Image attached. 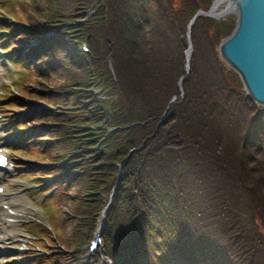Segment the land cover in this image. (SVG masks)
<instances>
[{"label":"trees","instance_id":"1","mask_svg":"<svg viewBox=\"0 0 264 264\" xmlns=\"http://www.w3.org/2000/svg\"><path fill=\"white\" fill-rule=\"evenodd\" d=\"M214 1L29 0L25 27L14 34L10 23L16 61L56 78L47 101L72 110V126L115 129L95 169L87 156L67 161L90 141L79 133L39 139L56 151L51 175L64 196L77 189L64 240L76 264H90L81 247L107 208L104 255L117 264H264V106L221 56L236 21L200 16L189 29ZM93 88L107 93L108 111ZM35 114L33 124L57 118ZM26 128L18 146L37 137ZM65 253L54 264H72Z\"/></svg>","mask_w":264,"mask_h":264},{"label":"rangeland","instance_id":"2","mask_svg":"<svg viewBox=\"0 0 264 264\" xmlns=\"http://www.w3.org/2000/svg\"><path fill=\"white\" fill-rule=\"evenodd\" d=\"M28 1L0 0V137L4 142L1 151L8 154L11 160L10 167L3 173V179L0 181L2 186L0 195L24 206L18 215L7 207H2V211H0V223L6 229L4 234L10 231L15 233L14 241L7 246L3 255L0 256L1 264H54L60 252L68 251L64 242L69 237V225L66 216L73 211L71 200L74 199L77 189L67 187V196H64L62 188L57 184L59 179L56 178V174L51 175V170L57 167V164L52 163L49 157L56 154V151L53 149L48 151L46 145H43L45 142H40L39 139H48L45 138L48 135L53 138L58 136L55 138L56 142L50 141V143L57 144L60 142L59 137L62 134L68 133V139L72 138L69 133L82 135L85 139L90 140L84 149V153L83 151L74 153L73 158H69L67 161L70 162L75 158L87 156L86 164L92 165L91 168H93L99 162L97 155L110 145L115 130L108 129L103 124V120L93 124L89 122L72 126L73 120L69 118L72 110L55 106L47 101L48 98H51L52 93L55 94L54 88L56 86L53 84L57 85L56 78L29 75L26 69L13 57L15 50L19 47L11 43L10 38L13 31L9 28L10 23L14 26V34L17 33V30L25 27L24 22H26L27 13L22 11V6ZM175 1L177 4L178 0ZM215 3H217L216 0L210 8L209 14H212ZM229 5L228 0L222 3L218 12L214 14L216 18L213 19L218 21L235 20L237 26L236 10L233 11L230 8L227 11ZM86 20L87 18L84 21ZM78 21L74 25L75 27L84 22L83 20ZM66 28L72 27L68 25ZM77 45L79 52L84 53V50L87 49L88 53L90 52L87 42H78ZM90 90L88 91L96 95L95 100L103 102L102 107L105 112L108 111L109 98L107 93L96 88ZM89 105L91 102L88 104V108ZM35 113H50L57 118H51L47 123L33 124L35 119L33 114ZM21 118H23V122L20 121ZM88 121L90 120L88 119ZM26 127H29V130H35L37 137L29 141L25 147L23 146L25 142L18 146L21 134H24L22 132L27 129ZM134 152L132 151V153ZM68 154L72 157L71 153ZM129 158L126 160L127 162ZM82 163L83 161L77 160L74 168L81 166ZM79 173L80 171H78ZM94 196V194H89L86 189L79 194L83 200H89ZM106 210L103 214L101 213L102 216L100 214L97 218L93 235H90L89 240L81 247L82 250H87L85 258L90 264H94V261L91 260L94 254L91 246L103 226L105 227ZM7 214L12 217L16 215L18 218L17 220H8ZM103 222L104 225L102 226ZM99 244L97 250H99V255L102 258L99 264H112V261L104 255L105 243L103 238Z\"/></svg>","mask_w":264,"mask_h":264},{"label":"water","instance_id":"3","mask_svg":"<svg viewBox=\"0 0 264 264\" xmlns=\"http://www.w3.org/2000/svg\"><path fill=\"white\" fill-rule=\"evenodd\" d=\"M229 2L232 10H236L237 26L232 35L222 43L221 56L241 75L248 95L256 103L264 106V0ZM200 16L216 18L209 12L200 11L192 20L190 30ZM192 53L190 45L186 53L188 60ZM126 163L127 161L121 168H124Z\"/></svg>","mask_w":264,"mask_h":264},{"label":"bare ground","instance_id":"4","mask_svg":"<svg viewBox=\"0 0 264 264\" xmlns=\"http://www.w3.org/2000/svg\"><path fill=\"white\" fill-rule=\"evenodd\" d=\"M227 2V0H216L217 3H215L213 10H212V15L216 14V12H218V9L220 8L221 4L224 2ZM229 1V0H228ZM232 9V6L229 5V8L227 9V11L229 9ZM55 32H51V34H54ZM40 43V41L37 40H31V45H38ZM89 85H95V81H94V77H89ZM183 90V89H182ZM4 146V142L3 139L0 137V150H2ZM0 176H3V173L0 172ZM3 179V177H2ZM1 181V180H0ZM1 183V182H0ZM2 188V186L0 185V189ZM0 203L2 205V207L4 208H9V210L14 211L16 213V215L20 214L24 208V206H22L21 204H17L13 201H10L9 199H7L5 196L0 195ZM2 207L0 208V211H2ZM4 210V209H3ZM10 216V214H7V218L8 220H17L18 216ZM13 226V225H12ZM6 229L3 228V225L0 223V256L3 255L4 251L7 249V246L12 243L15 239V233L14 231H10V232H5ZM103 233H104V226L99 234V237L103 238ZM89 254V253H88ZM107 257V256H106ZM62 259L67 260L69 262H71L72 264H76L75 262V257L74 255L70 254V253H65L64 256H62ZM100 259H102L99 255V250L95 251V253L92 255L91 260L94 264H99L100 263ZM110 259V258H109ZM112 264H117L116 261L114 259H112ZM125 264H132V263H125Z\"/></svg>","mask_w":264,"mask_h":264},{"label":"snow or ice","instance_id":"5","mask_svg":"<svg viewBox=\"0 0 264 264\" xmlns=\"http://www.w3.org/2000/svg\"><path fill=\"white\" fill-rule=\"evenodd\" d=\"M3 162V158L2 157H0V163H2Z\"/></svg>","mask_w":264,"mask_h":264}]
</instances>
